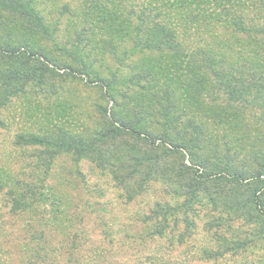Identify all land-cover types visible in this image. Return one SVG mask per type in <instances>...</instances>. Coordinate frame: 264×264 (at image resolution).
<instances>
[{"label":"trees","instance_id":"1","mask_svg":"<svg viewBox=\"0 0 264 264\" xmlns=\"http://www.w3.org/2000/svg\"><path fill=\"white\" fill-rule=\"evenodd\" d=\"M48 1L56 5L60 0ZM40 4L0 0V110L23 96L48 94L49 80L57 77L51 63L58 62L55 51L81 62L82 56L91 60L99 45L103 54L110 49L117 55L129 39L132 48L123 50L135 73L132 86L147 105L131 108L134 123L114 114L88 135L56 129L53 136L21 137L23 145L93 162L111 173L130 199L152 181L176 185L184 202L157 205L152 218L157 235L183 226L191 238L197 229L194 217L203 209L214 244L204 250L210 258L264 250V139L257 137L258 145L219 146L203 123L180 120L190 107L199 109L203 97L218 114L222 109L213 103L224 98L232 114L251 106L264 115V0H81L76 7L70 1L63 15L73 13L83 21L71 48L61 40V21L47 20ZM96 30L98 40L90 37ZM121 31L127 32L122 38ZM47 43L54 49L48 50ZM147 51L157 57L132 60ZM155 87L159 91L151 97ZM148 121L161 131L146 125L138 129ZM136 144L145 146L144 154ZM159 218L173 220L175 227L162 226Z\"/></svg>","mask_w":264,"mask_h":264},{"label":"rangeland","instance_id":"2","mask_svg":"<svg viewBox=\"0 0 264 264\" xmlns=\"http://www.w3.org/2000/svg\"><path fill=\"white\" fill-rule=\"evenodd\" d=\"M70 1L75 7L81 4V0H60L56 5L39 0L47 20L61 21L59 34L69 48L75 43V32L83 28V21L74 19L73 13L63 15V6ZM96 33L90 37L98 40L101 35ZM126 33L121 31L120 38ZM122 46L113 55L110 49L103 54V45H99L91 60L82 56L81 62L66 60L65 52L54 50L58 62L51 63H56L57 77L49 80L48 94L20 97L0 110V264H264L262 249L238 256L206 255L204 250L214 244L207 228L209 216L200 208L201 214L194 217L196 234L191 238L183 226L174 233L168 229L157 235L156 220H152L157 205L184 202L176 195L177 186L168 181H152L145 192L130 199L113 175L93 162L23 145L21 137L53 136L56 129L77 137L88 135L99 130L103 117L111 119L114 114L134 123L131 108L145 109L147 100L135 94L139 92L132 86L135 73L124 56L123 49H131L132 42L122 41ZM155 56L147 51L136 53L132 60ZM155 88L151 97L159 91ZM222 99L213 103L222 114L212 112L210 99L203 97L199 109L190 107L180 120L203 123L212 143L219 146L258 145L257 137L263 141L264 115L251 106L239 115L232 114L234 110ZM143 125L160 129L149 121L138 129ZM135 146L139 155L144 154L145 146ZM165 219L158 222L175 227L173 220Z\"/></svg>","mask_w":264,"mask_h":264}]
</instances>
